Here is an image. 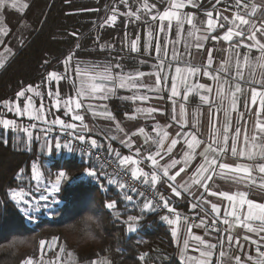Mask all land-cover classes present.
I'll return each mask as SVG.
<instances>
[{"label":"snow or ice","instance_id":"1","mask_svg":"<svg viewBox=\"0 0 264 264\" xmlns=\"http://www.w3.org/2000/svg\"><path fill=\"white\" fill-rule=\"evenodd\" d=\"M128 9L121 13L129 18L130 22L141 21L145 24L147 39L144 42L145 51L154 48L155 52V71L148 73L155 77L154 84H144L142 78L146 73L142 71L124 72L122 65L113 64L111 61L105 63H86L77 61L73 66L72 61L75 53L69 52L63 59L64 71H50L45 77L49 84L56 83V89L48 90V97L52 107L60 110L63 106L65 115L71 114L73 123H67L63 119L55 118L49 123L47 120V110L43 103L37 108L33 101V96L41 97L40 85H29L16 94V101H5L3 106L9 111L14 112L16 116H26L29 120L39 121L47 127L42 131H51L54 126L62 130H71L73 136L81 142H88L92 147H97V140H86V135L91 131L81 109L86 108L91 114L100 116L104 119L113 121L115 132L125 133L121 123L108 109L106 104L96 105L93 101H106L116 94L117 89H127L133 91L130 97H121L135 101L147 102L152 97L145 93H155L157 98L164 99L161 95L167 91L170 101L171 117L167 124L156 122L152 125L154 136L146 133L145 127H139L138 131L131 134L125 133L126 138L120 142L130 150L134 147L133 136L141 135L144 144L149 143L155 147L154 151H142L141 148H135L132 154L122 155L119 151L115 152V158L122 170L130 168V175L133 180L142 181L143 185L149 184L153 189L164 178L168 183L171 192L180 197L183 193L194 196L192 209L199 208L204 216L200 218L199 223H190L189 217L182 216L169 205V202L161 196L163 207L169 213H173V218L168 215L162 217L163 221L171 226V236L177 244H180V225L183 222L187 225V233L182 242L180 250L181 264H225L227 259L234 261V264H264V202H257L250 198L248 192L237 190L229 192L226 190H217L216 187H210L214 178L231 179L235 183H243L245 187L258 186L264 190V163L246 164L226 162L229 155L237 160L264 161V19L257 22L253 19L258 12L264 10V0L256 3V0H235L236 10L231 16L224 13L229 8H218V5L227 3V0H215L211 9L205 10L206 19L196 22V16L193 13H187L183 10L186 7H200V0H167L168 6L164 10H159L156 4L149 0H137L135 11L128 4V0H121ZM11 7L17 11H23L29 6L21 0H0V9ZM243 9V11H241ZM118 9L113 8L104 24L114 25L117 20ZM147 19H144V16ZM158 22V23H157ZM187 25V31H185ZM104 25L102 24L101 27ZM175 27V36L172 37ZM218 30H223L220 35H213ZM5 28L0 27V35L7 36ZM72 35H76L72 33ZM163 36V44L161 43ZM127 40V36H125ZM214 42L213 47L207 48V56L203 64L194 63L196 53H200L207 47L208 41ZM153 41L155 44L153 45ZM224 42L226 47L216 48L215 44ZM3 43V41H0ZM141 38L136 36L131 40L128 47L132 53L140 51ZM79 48V44L76 45ZM111 48L110 45H101V50ZM181 47L183 51H181ZM240 49L247 51L241 52ZM255 50L258 55L252 56ZM5 52L10 53L11 49L5 48ZM214 51H223L224 58L214 67ZM143 63V61H141ZM5 66L4 60L0 59V69ZM119 69V71H116ZM74 73L72 88L74 95L66 98L62 97L59 91V84L65 79H69ZM203 76L210 80L211 84L200 83L196 78ZM170 81V84H169ZM141 90H144L142 93ZM30 93L32 95L25 96ZM196 95L199 98V104L191 112V121L189 120L188 103L189 98ZM24 97L26 102L21 108L19 99ZM207 106L209 109V120L207 138L201 130L202 108ZM102 109V111H97ZM135 114L129 119L135 120L137 116L155 119L154 113L164 114L165 108L161 107H136ZM245 113L248 116H255L251 134H249L247 121L244 119ZM236 119L237 125L233 129V119ZM74 122H79L77 125ZM243 123V127L239 124ZM177 125V131L174 136L168 129ZM0 126L3 129L12 131L20 130L26 134L29 143L33 138L35 124L29 127H21L16 120L0 118ZM81 129L77 134L76 129ZM171 137V138H170ZM116 135H111L109 139L116 140ZM167 147L165 149V145ZM178 145L181 146L182 154L180 158L172 157L166 163L161 164L166 156H171ZM46 150L51 153L53 149L62 147L69 152L73 151L71 144L59 140H48L45 137ZM110 151L111 145H109ZM199 150V151H198ZM199 157V163L186 179L177 183V178L185 173L193 162ZM144 161L150 162L151 172L145 171L141 167ZM180 166L179 168L177 166ZM176 169V171H172ZM254 171L260 174L259 178L254 175ZM90 177H97L98 173L94 170H88L86 173ZM31 178L36 182L37 191L41 194L33 200L27 199V193L24 191L11 192V199L18 205L22 204L21 211L26 219L33 224L39 218L41 212L47 216H55L57 211L49 205H57L59 201L56 194L60 192L63 182L69 180L65 171H59L54 181H48L44 189L40 190V181L42 173L39 167L34 163L31 168ZM109 183H118L121 190L126 189L123 182H117L109 178ZM196 186L203 189V193L196 196L191 190ZM134 191V190H133ZM143 195V193H138ZM206 194V196L204 195ZM206 197H218L225 202L223 205L208 200ZM124 199L131 202L133 197L125 194ZM204 205H208L205 208ZM109 210H115L116 202H109L105 205ZM210 209V212H209ZM153 211V202L145 200L141 211ZM120 213L114 212V216L119 219ZM211 215V224L208 223V216ZM138 218L132 215L127 217L125 223L128 225L127 231L133 233L136 231V222ZM219 225L225 226L223 229ZM204 228L205 235L209 232H221L223 236H217L218 242L206 240L204 236L195 234L193 228ZM243 229L242 239L255 246V256L249 254L243 259L240 255L230 256L233 245L238 249H243L241 237L233 235L236 229ZM248 233L253 234L249 236ZM8 238L0 239V243ZM59 237H52L50 240L41 239L39 241L40 257L34 259L29 256L22 261V264H76L73 253H67L68 260L63 261L65 247L59 246V251L54 260L45 259V250L51 251L58 246ZM227 244V250L225 245ZM219 248V252L217 249ZM198 253L197 255H191ZM145 254H141L139 259L145 260ZM91 264H111L107 259L93 260Z\"/></svg>","mask_w":264,"mask_h":264},{"label":"trees","instance_id":"2","mask_svg":"<svg viewBox=\"0 0 264 264\" xmlns=\"http://www.w3.org/2000/svg\"><path fill=\"white\" fill-rule=\"evenodd\" d=\"M149 2L156 4L161 11L167 5V0ZM234 3L235 0H227L226 4L222 3L217 7H228ZM244 3H248V0H244ZM128 4L135 11L137 0H128ZM214 4L215 0H203L196 10L205 12ZM113 8L118 9L115 24L101 27V22L104 23L112 15ZM126 11L127 8L121 0H33L28 11L22 16L6 12L10 32L4 45L10 41L9 38L18 28L17 22L19 23L21 18L30 23V28L15 45L12 58L0 69V118H13L6 113L3 102L14 101L16 94L29 85L45 84L48 72H63L62 61L69 52L75 53L76 60L94 63H101L103 56L113 64L119 55L128 52L133 56L124 45L114 40L116 36L131 35L136 30L135 27L144 34V23L138 21L135 27L128 24L127 16L121 14ZM96 38L113 43L114 48L108 52L109 55H101L99 44L95 43ZM77 44L79 48L76 47ZM89 48L92 49L88 51ZM142 60L149 59L145 56ZM123 104L127 103L113 102L115 117L121 118L124 114L121 106ZM3 131L0 128V239L17 233L33 234L36 240L31 250L17 258L16 264H22L29 256L39 259V241L50 240L52 237H59L58 244L64 246L65 251L74 252L80 263L107 259L111 264H181L177 258V248L171 231L163 222L162 215L155 210L141 211L143 200H125L121 189L107 184L98 165L92 158H88V161L83 155L60 159L54 164L55 171H65L69 176V180L63 182L58 195L61 204L55 207L57 214L39 221L31 228H23L24 217L12 201L10 191L27 189L28 184L33 185L32 163L43 157L38 155L36 150L25 151L16 147L12 141L6 140ZM102 148L110 154L106 148ZM91 169L98 173L99 181L86 174ZM93 201L97 213L105 221V240L100 245L79 247L66 237L62 225L79 217ZM113 201L116 202V209H107L105 205ZM115 211L121 214L119 219L114 216ZM129 215L138 218L137 229L133 233L127 231L128 225L125 223ZM141 254H145L144 261L139 259ZM44 256L55 259L57 254L54 250H45Z\"/></svg>","mask_w":264,"mask_h":264},{"label":"crops","instance_id":"3","mask_svg":"<svg viewBox=\"0 0 264 264\" xmlns=\"http://www.w3.org/2000/svg\"><path fill=\"white\" fill-rule=\"evenodd\" d=\"M32 1L33 0H21V2H26L29 5L27 7V9H25L23 11H17L16 9H12L11 7H8V6L4 7L3 9H0V27L5 28L9 34L10 28H9V25L7 24V21H6V12H13V13H16L17 15L22 16L28 11ZM202 1L203 0H200V3ZM248 3H249V0H248ZM256 3H258V4L261 3V0H256ZM167 6H168V4L166 5V7ZM218 8H229V10L224 13L225 15H228V16H231L232 12H234L236 10L235 8L231 7L230 5L228 7L220 6ZM183 11L187 12V13L195 14L196 22L198 24L200 21H203L206 19L205 12H198L196 10V7L189 6V7H186ZM142 16H144V14ZM145 18L147 19L146 16H144V19ZM253 19L256 20L257 22L264 19V10H262L261 12H258L257 15L255 17H253ZM127 20H128L127 23L133 25V27H135L134 25H137L138 21L130 22L128 17H127ZM92 23H96V22H92ZM96 24H98V23H96ZM102 24L104 25L103 27L108 26L107 24H104L103 22H101V25ZM20 25L24 26V30H23L24 35L23 36H25V34H27V32L30 28V23L28 21H26L25 18H21L20 22L19 23L17 22V27H19ZM111 26H113V25H111ZM143 26L145 29L144 34H142V32H140V30L137 29V27H135L136 30L133 31V33L131 35L126 34V35L121 36V37H117V36L114 37L115 38L114 40L118 41L119 43L124 45V47L128 51H130V48L128 47V45L130 44L131 40L135 39L136 36H140V38H141L140 51L137 53L131 52L133 54V56H130V53H128V52L125 54H122L121 56L119 55L117 57V61L115 62V64L119 63L120 65H122L124 72L142 71V72L146 73V75L142 78L143 83L144 84H154L155 77L152 75H148V73H152L156 70L155 69V64H156L155 52H154V48L150 51H145V49L143 47L144 42L147 39V35H146L147 29H146L145 24ZM129 27H131V26H129ZM187 27L188 26L185 25V31H187ZM222 31L223 30H218L216 33H213V35H220ZM8 34H7V36L0 35V41H3V43H0V59H3L5 64L14 55V50L16 49L15 45H17L20 42V40L23 39L22 35L19 38L15 37V32H14L13 34H11V37L9 38L10 41L6 45H4L5 44L4 41L8 37ZM175 34L176 33H175V27H174L173 32L171 34L172 37H174ZM125 36H127V40L125 39ZM95 43L99 44L98 48H99V51L101 52V55H104V54L109 55L110 50H112L114 48L113 43H110L108 40L99 41V39L96 38ZM161 43L163 44V36H161ZM154 44H155V41H153V45ZM213 44H214V42L209 40L207 47L202 52L196 53V51L193 50V54L195 55L194 63L203 64L205 61V58L207 56V48L213 47ZM101 45H110L111 48L106 47L104 50H101ZM215 47L216 48H223V47H226V45L224 44V42L221 41L219 43H216ZM5 48L11 49V52L10 53L5 52L4 51ZM91 49L92 48H89L88 51H90ZM182 50H183V48H182ZM240 51L243 53L247 50L246 49H240ZM144 55L147 56V58L149 59L148 61L142 60V57H145ZM224 55L225 54L223 51H214L213 52V56L215 57L214 67L217 64H219V62L224 58ZM256 55H258V53L255 50H253L252 56L255 57ZM77 61H79V60H76L73 58V61H72L73 66L75 65V63ZM106 61H107V57L103 56L101 63H97V64L102 65ZM141 61H143V63H141ZM81 62H86V61H81ZM124 62H126V63H124ZM86 63H94V62H86ZM144 63L146 65H144ZM116 71H119V69H116ZM73 79H74V73L72 74V76H70L69 79H65V80L60 82L59 91H60L62 97L66 98L70 95H74V91L72 88ZM196 79L200 83H204V84H211L212 83L210 80L203 77L202 75L197 77ZM169 84H170V81H169ZM41 88H42V91L44 92L43 99L35 98V99H33V101H34V104L37 108L40 107L41 103H43L45 105V107H46V105L49 106V107L48 106L46 107V110H47L46 118H47V120L50 122L49 113L51 110V112H55L56 114H59V117H58L59 119L62 118L67 123H73V121L71 120V114L65 115L63 106H61L60 110H54V108L52 107L51 101H50L47 93H48L49 88H51L53 91L56 89V83L52 82L51 84H49L46 82L45 84L41 85L40 90H41ZM133 91H135V90H133ZM133 91H129L127 89H117L116 94L114 96L110 97L108 100H106V101L97 100V101H93L92 103H94L96 105H99L102 103L106 104L108 109L113 113V115H114V112L112 110V106H113L114 101H118V103L119 102L127 103L128 105L127 104L121 105L123 112H124L122 117L121 118L116 117L117 120L121 123V126L125 129V133L131 134L133 131H138L139 127H145L146 133L154 136L155 134L152 131V125L153 124H155L156 122H159L163 125V124H167V123L171 122L170 117H171L172 105L167 98L168 93H167V91H165L161 94L164 96V99L157 98L155 93H145V94L149 95L150 97H152L147 102L135 101V103H134L132 100H129V99H121V97L132 96ZM141 92L143 93L144 90H141ZM29 95H30V93L26 92L25 96L27 97ZM15 101H16V99L13 102H15ZM18 102L20 105L22 104L21 108H23V105L26 102V100L24 97H22L19 99ZM199 103L200 102H199L198 96L192 95L189 98V103H188L187 107H188V111H189V120L190 121L192 118L191 112ZM149 106L165 108L166 111L164 112V114H160L159 112L154 113L153 115H154L155 119H152V118L146 119L143 116H137V118L135 120L129 119V117H131L132 115L135 114L134 110L136 107H149ZM97 111H102V109H97ZM83 115L85 117V122L88 123L90 128H91V131L88 132L87 134H85L86 140L90 141L91 139H96L97 143H99L102 147L106 148L108 150V152H110L109 145H111V147H113L116 151H119L122 155L132 154V152L135 151V148H141L142 151H154L155 150V147L152 144L149 143L148 145H145L143 137L139 134L132 137V139L135 143H134L133 149L130 150L129 148L125 147V145L120 142L121 140L125 139L126 136H125V133L115 132V130H114L115 124L113 123V121L108 120V119H104L100 116L94 117L91 114V112H89L87 109H86V112L83 113ZM12 117H13L12 119H15L14 115H12ZM2 118H5V117H2ZM22 119H25V121H32L31 125H33V124L39 125V121L29 120L26 116H23ZM244 119L247 121L248 131H249V134H251L252 128H253V123L255 121V116H248L247 113H245ZM208 120H209V109L207 106H203L200 127H201V130H202V133H203L205 139L207 138ZM74 123L79 125V122H74ZM236 126H238V125H237L236 119L234 117L233 129ZM239 126L243 127L244 125H243V123H241V124H239ZM0 128H2V126ZM53 128H57V127L54 126ZM53 128H52V130H53ZM177 128H178L177 125H173V127L169 128L168 131L171 134H173V136H174L175 132L177 131ZM31 130L33 131V138H32L30 143L28 141V137L26 136V134L24 132H23V134H24L23 140H21L19 143V140H16V137L14 136V131H12V130L5 133L7 135L6 140L12 141V143L16 147L21 148L25 151L36 150L37 154L43 158L38 159V160L34 161L33 163H35L36 165L38 164L37 166L39 167L40 170H43V168H45V166H46V168L49 169V171H51V175L53 178H54L53 173H55V172L58 173L59 171H62V170H56V171L54 170L55 169L54 164L58 160L64 159V158L69 159V158L81 157L82 155L87 157V158H90L88 155H85L82 153L74 154L73 156L72 155L67 156L69 154V151L66 149V151L64 152L65 155L62 153L61 154L62 156H57L56 161L54 163H51L49 161V159H51V158L48 157L50 155L45 154V147H42V146L45 145V142H44L45 137H47V139L49 138L50 140H53L54 135H56V134H51L52 133L51 132L52 130H51V131H47L46 132L47 134L42 133V136H40L39 130H37L36 127L34 129H31ZM43 132H45V131H43ZM76 133L77 134H83V133H81V129L79 127L76 129ZM11 134H12V136L9 137V135H11ZM111 135H116L118 138L116 140H111V139H109V137ZM166 147H167V143L165 145V149H166ZM62 149L63 148H61V150ZM72 153L73 152H71V154ZM181 154H182L181 146L178 145L177 149L174 150V152L171 156H166L164 160H161V164L166 163L172 157L179 159ZM225 159H226V162H228L230 164H235L238 162L239 163H246V164H253V165L259 164V163H264V161H261V160H255V161L237 160L235 158H232L230 155L228 157H226ZM46 162H49V164L48 163L46 164ZM198 163H199V157L197 158L196 161L193 162V165L190 168H188L185 173H182L181 176L177 178V183L186 179L187 176L191 174V172L194 170L196 164H198ZM141 167L144 168L145 171L151 172L150 162L144 161L141 164ZM177 167L179 168L180 166L178 165ZM128 170L130 171V168ZM172 171L174 172V171H176V169H174ZM254 175L257 176V178H259V176H260V174L258 172H255V171H254ZM100 177H101V174H100ZM93 179L95 181H99V175L97 177H93ZM168 183L169 182H167L164 178H162L161 182H159L157 184L156 188L163 192V194L166 197V200L169 203H171L172 206H174V207L177 206L178 207L177 210L182 211V212L187 213V214H190V215H195V216H198L200 218L204 216V213L201 212L199 208H197L195 210L191 208V204L194 202V199H195L193 195H189L188 193L182 192V195L180 197H176L171 192L170 188L168 187ZM149 186H151V185L149 184ZM210 187H216L217 190H226L229 192H234L237 190H243V191H246L249 193L251 199H253L257 202H264V190L260 189L258 186H255V185L250 186V187H245L243 183H235V182H232L231 179H220L217 177V178H214V181L212 182V184H210ZM191 191L193 193H195L196 196H199L201 193H203V189H199L196 186H194ZM204 195L206 196V194H204ZM206 198L208 200L216 202L218 204L223 205L225 203V202L221 201L218 197H206ZM204 207L208 208L209 206L204 205ZM209 212H210V209H209ZM163 216H165V215H162V217ZM208 221H211V215L208 216ZM164 223L169 228V230L171 231V226H169L166 222H164ZM223 227H225V226H223ZM180 228H181L180 238H179L180 244H177V242L174 241L175 246L177 248V258L179 261H180V250L182 247V242H183V239L185 238L186 233H187V225H184L181 223ZM205 231L206 230L204 228H195V227L193 228V232L195 234L202 235V236H204V238L206 240H210L211 242H218L216 239L217 236H223L224 235L223 231H221L219 233L210 231L208 235H205ZM244 234H245L244 230L239 229V228L236 229L235 232L233 233V235L241 237V244L244 245V247H243V249H238L235 245H233L231 248V251H230V256L234 257L236 255H240L242 259L249 254L255 256V254H256L255 253V246L252 245L250 242H246L242 239V236ZM248 235L253 236V234H251V233H248ZM225 248L227 250V244L225 245ZM262 250H264V249H262ZM217 252H219V248L217 249ZM189 254L197 255L198 253L190 252ZM180 263H181V261H180ZM78 264H91V262H87V263L78 262ZM213 264H215V257L213 259ZM225 264H234V261L231 259H227L225 261Z\"/></svg>","mask_w":264,"mask_h":264},{"label":"clouds","instance_id":"4","mask_svg":"<svg viewBox=\"0 0 264 264\" xmlns=\"http://www.w3.org/2000/svg\"><path fill=\"white\" fill-rule=\"evenodd\" d=\"M105 226V221L97 213L93 201L79 217L65 222L62 230L77 246L87 247L104 243ZM35 243L33 234L10 235L6 241L0 243V257H3L0 264H16L17 258L31 250Z\"/></svg>","mask_w":264,"mask_h":264},{"label":"built area","instance_id":"5","mask_svg":"<svg viewBox=\"0 0 264 264\" xmlns=\"http://www.w3.org/2000/svg\"><path fill=\"white\" fill-rule=\"evenodd\" d=\"M61 140L67 143H71L73 147L77 146L82 154L88 155L90 158H92V160L98 165L99 169L101 170L104 181L107 184L118 186V183L110 184L109 178L117 182H123L127 187L125 190L121 191L123 195L128 194L133 197V200L131 202H135L139 199L145 202V200L150 199L153 202L155 211H157L161 215H168L170 218H173V213H169L167 209L163 207L161 196L166 199L163 192L157 188L153 189L149 185H143L142 181L133 180L131 178L130 171L128 169L122 170L113 154L106 153L98 144L97 147H92L88 142H79L77 141V139H74L69 133L64 134ZM138 193H143V195L141 196ZM169 205L173 207L175 211L181 213L182 216L189 217L190 223H199L200 217L179 211L170 203ZM208 223L211 224V221H208ZM182 224L184 223L182 222ZM219 227L221 229L224 228L223 225H219Z\"/></svg>","mask_w":264,"mask_h":264},{"label":"rangeland","instance_id":"6","mask_svg":"<svg viewBox=\"0 0 264 264\" xmlns=\"http://www.w3.org/2000/svg\"><path fill=\"white\" fill-rule=\"evenodd\" d=\"M16 21V20H15ZM14 21V22H15ZM24 26H19L17 29H16V31H15V37H20L21 35L23 36L24 35ZM181 50H182V47H181ZM183 51V50H182ZM41 86V85H40ZM41 93H42V96H44V92L42 91V88H41ZM30 95H32V94H30ZM35 98H41V97H35V96H33V99H35ZM19 103V102H18ZM22 105V104H21ZM20 105V106H21ZM48 105H46V107H47ZM49 107V106H48ZM5 108V107H4ZM54 108V107H53ZM54 110H56L55 108H54ZM5 111H6V113H8V115H14L15 117V119L14 120H16L17 121V123L21 126V127H28V126H30L31 125V123H32V121H25V119H22V117H18V116H16L15 115V113L14 112H9L6 108H5ZM81 111V113L83 114V113H85L86 112V108H84V109H81L80 110ZM14 113V114H13ZM49 117H50V122L49 123H51V121L53 120V119H55V118H58L59 117V114H56L55 112H51V110H50V113H49ZM61 117V116H60ZM6 119H12V118H6ZM60 119H62V118H60ZM1 127V126H0ZM45 127H47L46 125H43V124H41L40 122H39V125H37L36 124V128H37V130H39V135L40 136H42V133H44V134H47L46 132L47 131H45V132H43L42 131V129L43 128H45ZM57 128H53V130L51 131L52 133L51 134H56V135H54V138H53V140H59L60 142H61V144L63 145L64 143H67V142H65V141H62L61 140V138H62V136L64 135V134H66V133H69L74 139H76L74 136H73V134H72V131L71 130H67V129H65V130H62V129H60L58 126H56ZM4 131V136L6 137L7 135L5 134L6 132H8V131H10L11 129H3ZM23 132L22 131H20V130H17V131H14V136L16 137V140H19V143H20V141L21 140H23ZM12 136V134L11 135H9V137H11ZM49 136V135H48ZM26 138V137H25ZM39 138V137H38ZM48 140H50L49 138H48ZM77 141H79L78 139H77ZM42 142V141H41ZM45 142V141H44ZM79 142H81V141H79ZM40 143V142H39ZM69 144H71V143H69ZM98 145H100L99 143H97ZM72 145V144H71ZM101 146V145H100ZM102 147V146H101ZM63 148V147H62ZM73 148V153L71 154V152H69V154L67 155V156H73L74 154H79V153H81L80 152V150L78 149V147L76 146V147H72ZM111 149H112V151H110V153L111 154H113L114 156H115V152H116V150L113 148V147H111ZM110 150V149H109ZM66 151V149L65 148H63L62 150L61 149H59V150H56L55 148L53 149V151L51 152V153H49L47 150H46V147H45V154H48V155H50V156H48L49 158H51V159H49V161L51 162V163H54L55 161H56V159H57V156H62L61 154L63 153L64 154V152ZM65 155V154H64ZM63 155V156H64ZM53 158V159H52ZM88 159V158H87ZM88 161H90V159H88ZM49 164V162H46V164ZM34 163H32V165H33ZM38 165V164H37ZM41 171V173H42V179H41V181H40V190L42 191L43 189H44V187L47 185V183H48V181H54L55 180V177H56V175H57V173L55 172V173H53V175H54V178L52 177V175H51V171H49V169H47L46 168V166H45V168H43V170H40ZM32 179V178H31ZM33 181V185L32 186H29V184L27 185V189H16L15 191H24V192H26L28 195H27V199H29V200H33V199H35L36 197H38L41 193L40 192H38L37 191V188H36V182L34 181V180H32ZM63 184V183H62ZM62 186V185H61ZM13 191V190H12ZM12 191H10V194H11V192ZM58 195H59V193H57L56 194V199L58 200L59 198H58ZM10 197H11V195H10ZM13 201V200H12ZM16 205H17V207L19 208V210H20V212H21V214L23 215V217H24V223L22 224V227L23 228H31V227H33V226H35L39 221H42V220H46V219H49L51 216H47V215H44V213L43 212H41L40 213V215H39V218L35 221V223L33 224L31 221H29L28 219H26V217H25V215H24V213L21 211V207H23V205L22 204H20V205H18L15 201H13ZM58 204H61V203H58ZM50 207H53V208H55L57 205H49ZM59 246H62V245H59L58 244V246L56 247V248H54V249H52V250H54L55 252H56V254H58V251H59ZM51 250V251H52ZM46 251H48V250H46ZM69 251H65V253H64V255H63V257H62V260L63 261H66V260H68V257H67V253H68ZM72 252V251H71ZM73 253V258H74V260L76 261V264H78V261H77V257H76V255L74 254V252H72ZM45 257V259H48V260H54V258H49V257H46V256H44ZM56 258V257H55ZM98 260H104V259H98Z\"/></svg>","mask_w":264,"mask_h":264}]
</instances>
